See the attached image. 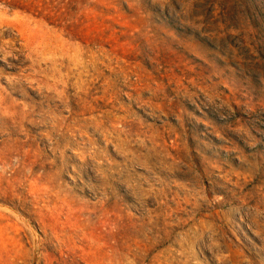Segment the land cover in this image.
Returning <instances> with one entry per match:
<instances>
[{
	"label": "rangeland",
	"instance_id": "rangeland-1",
	"mask_svg": "<svg viewBox=\"0 0 264 264\" xmlns=\"http://www.w3.org/2000/svg\"><path fill=\"white\" fill-rule=\"evenodd\" d=\"M63 8L0 4V264H264V0Z\"/></svg>",
	"mask_w": 264,
	"mask_h": 264
},
{
	"label": "trees",
	"instance_id": "trees-1",
	"mask_svg": "<svg viewBox=\"0 0 264 264\" xmlns=\"http://www.w3.org/2000/svg\"><path fill=\"white\" fill-rule=\"evenodd\" d=\"M65 0H0L12 11H20L36 18L43 19L51 25L61 27L67 13L63 11Z\"/></svg>",
	"mask_w": 264,
	"mask_h": 264
}]
</instances>
